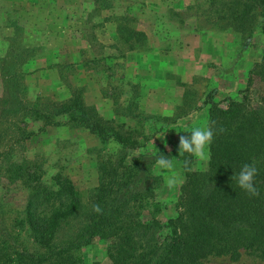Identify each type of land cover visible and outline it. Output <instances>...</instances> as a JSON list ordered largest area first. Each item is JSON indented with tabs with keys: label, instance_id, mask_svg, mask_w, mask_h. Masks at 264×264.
<instances>
[{
	"label": "rangeland",
	"instance_id": "rangeland-1",
	"mask_svg": "<svg viewBox=\"0 0 264 264\" xmlns=\"http://www.w3.org/2000/svg\"><path fill=\"white\" fill-rule=\"evenodd\" d=\"M228 1L0 0V150L13 147L17 158H32L42 166L44 178L57 171L67 174L86 200L88 190L98 183L100 157L122 148L112 138L102 143L94 133L71 126L61 116V123L44 125L40 119L2 111V69L17 55L23 61L16 70L25 100L57 102L80 88L86 104L109 119L114 130L130 137L125 140L127 152L146 154L149 160L170 151L186 129L207 126L205 94L213 90L216 98H239L249 69L261 58L264 33L259 8L232 19L226 10ZM236 7L239 12L241 5ZM119 22L142 30L145 38L129 28L120 35ZM263 86L255 73L253 100ZM22 129L34 133L19 145L14 138ZM208 152L207 147L205 159L194 157V168H206ZM170 158L178 176L172 189L163 182L165 173L154 163L151 166L162 180L154 190L160 207L155 215L161 221L177 214L183 181L181 158ZM26 197L20 181L1 177L0 229L9 230L19 247L38 251L41 248L28 231L13 221L23 214ZM149 214L144 210L143 217ZM75 254L81 264L110 263L107 243L101 238ZM201 261L264 264V257L249 247L240 248L236 258L229 253H205Z\"/></svg>",
	"mask_w": 264,
	"mask_h": 264
},
{
	"label": "trees",
	"instance_id": "trees-1",
	"mask_svg": "<svg viewBox=\"0 0 264 264\" xmlns=\"http://www.w3.org/2000/svg\"><path fill=\"white\" fill-rule=\"evenodd\" d=\"M227 3L232 19L245 16L257 6L264 33V0ZM236 3L241 5L239 12L234 8ZM125 28L129 27L123 22L117 24L120 35ZM129 29L145 38L142 30ZM14 57L15 61L6 62L2 69V111L40 119L44 125L61 123V116L71 126L94 133L102 143L112 138L122 148L100 157L98 183L88 190L86 200L67 174L57 171L44 178L42 166L32 158H17L13 147L1 149L0 179L18 180L27 190L23 214L13 219L14 225L24 227L41 249L19 247L10 231L2 227L0 264H81L75 251L95 238L106 241L109 264H202L205 253H229L236 258L240 248L249 247L258 249L264 257V86L256 100L251 96L255 73L264 83V49L249 69L239 98H216L213 90L205 94L207 126L215 131L208 146L207 166L194 168V157L187 153L179 156L183 181L177 214L166 221L155 215L160 207L154 200V190L162 181L152 171L155 157L147 160L146 154L127 152L125 140L130 137L114 130L109 119L86 104L80 88L72 89L66 99L57 102L25 100L21 74L16 70L23 61ZM128 105L132 108L131 103ZM191 130L186 129L182 135H189ZM33 133L22 129L14 140L24 145ZM178 145L179 140L164 155H179ZM245 163H254L258 169L254 179L258 196H250L236 182ZM94 205H99L102 213L93 211ZM144 210L150 212L148 217H143Z\"/></svg>",
	"mask_w": 264,
	"mask_h": 264
},
{
	"label": "clouds",
	"instance_id": "clouds-1",
	"mask_svg": "<svg viewBox=\"0 0 264 264\" xmlns=\"http://www.w3.org/2000/svg\"><path fill=\"white\" fill-rule=\"evenodd\" d=\"M220 131L222 132L223 129H220ZM214 135L215 131L213 126L195 127L191 130L189 135H181L178 145L179 156L187 153L189 156L205 159L207 156L206 148L213 142ZM153 157H155L153 167L165 173L163 176L165 186L169 189L174 188L177 185L178 176L174 174L175 164L173 159L162 153H157ZM257 174L258 169L254 163H245L235 177L238 186L250 196L259 195V191L254 184V179ZM93 211L99 214L102 213L103 210L99 205H94Z\"/></svg>",
	"mask_w": 264,
	"mask_h": 264
},
{
	"label": "crops",
	"instance_id": "crops-1",
	"mask_svg": "<svg viewBox=\"0 0 264 264\" xmlns=\"http://www.w3.org/2000/svg\"><path fill=\"white\" fill-rule=\"evenodd\" d=\"M102 116V115H101ZM103 117V116H102ZM105 118V117H104Z\"/></svg>",
	"mask_w": 264,
	"mask_h": 264
}]
</instances>
